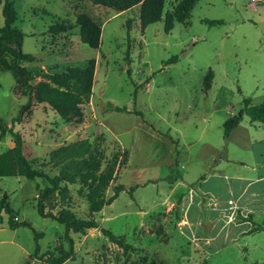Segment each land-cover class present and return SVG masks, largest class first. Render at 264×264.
I'll use <instances>...</instances> for the list:
<instances>
[{
    "label": "rangeland",
    "instance_id": "1",
    "mask_svg": "<svg viewBox=\"0 0 264 264\" xmlns=\"http://www.w3.org/2000/svg\"><path fill=\"white\" fill-rule=\"evenodd\" d=\"M179 1L166 0L163 19L143 31L139 6L117 14L84 0H14V27L23 33L20 48L36 58L24 64L29 70L56 72L96 60L93 94L79 114L62 119L41 106L14 126L23 137L26 157L34 168L56 176L61 169L49 165L51 150L89 139L103 166L119 157L105 198L113 196L116 186L125 188L94 215L98 228L69 234L74 259L63 264H243L234 249L213 253L234 230L227 226L220 231L221 224L215 228L208 220L207 189L225 193L212 181L202 182L212 163L210 148L183 145L197 134L203 140H222L223 124L240 112L245 99L252 105L264 103V0H201L184 22L166 33V16ZM80 13L103 28L97 50L80 41ZM205 20L222 24L210 26ZM56 22L72 28L52 37L48 29ZM174 57L176 63L171 62ZM25 99L14 74L0 71V118L8 126ZM219 101L226 105L215 112ZM12 146L13 138L6 134L0 139V155ZM186 171L190 184L183 179ZM63 185L66 198L57 194L46 212L69 210L78 219H90L87 187L81 182ZM46 186L44 179L0 178V200L10 204L15 221L28 222L43 234L37 241L30 228L10 229L2 212L0 264H45L47 257L41 256L47 251L59 255L69 249L65 226L37 211L38 195ZM102 229L135 250L125 254Z\"/></svg>",
    "mask_w": 264,
    "mask_h": 264
},
{
    "label": "trees",
    "instance_id": "2",
    "mask_svg": "<svg viewBox=\"0 0 264 264\" xmlns=\"http://www.w3.org/2000/svg\"><path fill=\"white\" fill-rule=\"evenodd\" d=\"M94 6H101L115 11L117 14L129 11L137 6L140 7V24L144 31L148 26L158 23L163 19V11L166 0H84ZM201 0H181L172 12H169L165 20V32L170 33L175 23H182L190 15L196 4ZM3 5L4 26L0 28V71H10L14 74L17 84L22 89V96L28 101L23 105L17 117L12 120V127H9L0 118V139L6 134L13 138V147L0 155V178L24 177L28 180L44 179L48 182L38 195L37 211L43 218H50L66 228L65 238L69 243V249L62 250L59 255L47 251L41 256L46 258L45 264H63L74 259V242L70 233H81L88 229L99 227L94 215L101 212L106 205H110L119 194L125 190L118 185L113 190V196L105 198V193L114 180L116 168L119 165V157L103 166L100 159L93 155V144L89 139L79 140L61 146L49 154V165L53 168H60V174L50 176L44 170L34 168L24 153V140L19 132L14 131V126L20 124L37 104H47L62 119L68 116L79 114L81 106L92 96L96 60H89L84 67L70 66L62 71L45 72L29 70L24 64H33L36 58L25 54L21 48L23 33L14 27L17 20L14 0H0ZM205 23L214 26L222 24L221 21L205 20ZM76 26L80 29V41L91 49H99L102 39V26L87 13H80L76 17ZM72 25L67 22H56L48 29L52 37L67 33ZM130 32V26L128 25ZM178 57L171 62L176 63ZM212 72V71H210ZM39 79L37 83H33ZM211 86V80L206 81L207 89ZM117 112H128L126 108L115 107ZM247 116L252 123L264 125V103L252 105L249 99L244 100L240 112L230 116L223 124L224 139L227 140L232 132L241 124ZM81 182L88 189L87 201L89 204L90 219H78L69 210H63L58 214L46 212V205L55 199L56 195L65 193L68 188L63 184H76ZM8 215V226L12 230L20 227H27L34 231L35 240L38 241L43 234L36 233L28 222L15 221L16 213L10 204L0 200V223L1 213ZM253 231H264V227H257ZM102 232L111 243L119 246L125 254L134 251V247L126 243L122 238L113 234L110 230L102 229ZM39 251L37 246L36 252Z\"/></svg>",
    "mask_w": 264,
    "mask_h": 264
},
{
    "label": "crops",
    "instance_id": "3",
    "mask_svg": "<svg viewBox=\"0 0 264 264\" xmlns=\"http://www.w3.org/2000/svg\"><path fill=\"white\" fill-rule=\"evenodd\" d=\"M131 10L120 14H128ZM225 105V102L219 101L214 111ZM41 106H48L52 110L47 104H37L34 108ZM51 112L56 114L53 110ZM245 117L227 140L224 139V132L223 139L216 142L203 140V135L197 134L192 142L183 146L190 149L194 144L203 143L210 148L212 163L202 182L212 181L215 187L223 188L225 192L222 196L213 189H207L208 220L215 228L221 224L220 231L227 226L234 230L213 253L234 249L240 253L243 264H264V231H253L257 227H264V125L252 123L249 117L247 121ZM203 120L207 121L205 118ZM58 130L64 129L60 126ZM57 148L59 146L51 151ZM183 153H179L180 160ZM187 175L188 171L183 179L186 184H190Z\"/></svg>",
    "mask_w": 264,
    "mask_h": 264
}]
</instances>
